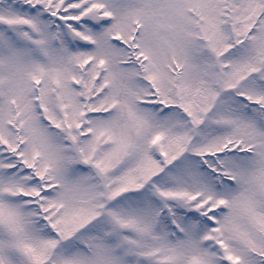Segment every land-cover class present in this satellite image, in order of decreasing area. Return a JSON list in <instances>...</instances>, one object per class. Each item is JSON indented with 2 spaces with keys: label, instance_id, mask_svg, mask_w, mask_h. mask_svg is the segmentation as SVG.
Here are the masks:
<instances>
[{
  "label": "snow or ice",
  "instance_id": "6c2138e0",
  "mask_svg": "<svg viewBox=\"0 0 264 264\" xmlns=\"http://www.w3.org/2000/svg\"><path fill=\"white\" fill-rule=\"evenodd\" d=\"M0 264H264V0H0Z\"/></svg>",
  "mask_w": 264,
  "mask_h": 264
}]
</instances>
